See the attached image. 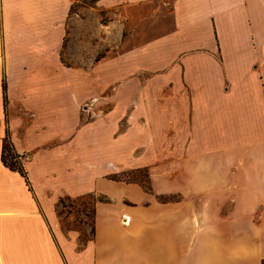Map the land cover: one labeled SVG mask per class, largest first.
I'll return each mask as SVG.
<instances>
[{
	"label": "crops",
	"instance_id": "crops-1",
	"mask_svg": "<svg viewBox=\"0 0 264 264\" xmlns=\"http://www.w3.org/2000/svg\"><path fill=\"white\" fill-rule=\"evenodd\" d=\"M80 1L0 0V264H263L264 0H97L74 17ZM56 69L108 113L58 119L36 79ZM144 169L151 191L109 177ZM90 193L106 201L80 246L56 204Z\"/></svg>",
	"mask_w": 264,
	"mask_h": 264
},
{
	"label": "rangeland",
	"instance_id": "rangeland-1",
	"mask_svg": "<svg viewBox=\"0 0 264 264\" xmlns=\"http://www.w3.org/2000/svg\"><path fill=\"white\" fill-rule=\"evenodd\" d=\"M88 3L91 0H86ZM59 7V6H58ZM86 6H82V2L74 3L71 11V15L81 16V10ZM95 7V5L87 6ZM102 20L101 24L108 23L110 21L106 13H101ZM169 21V20H167ZM166 21V22H167ZM147 25L148 29L154 27L153 23ZM102 25H99L98 28H102ZM96 29V28H95ZM68 30V27H67ZM96 33V31H95ZM68 37H66L67 39ZM69 40V39H68ZM66 42V41H65ZM67 41L65 47L61 51L62 61L64 65H70L68 61V52H67ZM106 56V53L103 54ZM43 73H40L37 76L38 84L37 90L40 94H54L57 98V104L62 108V106L68 109V115H63L64 118H59L64 122V119L67 121V125H78L84 127L85 125H93L94 122H97L99 119H102L104 115L108 112L107 105L103 101L97 102L96 100L83 101L85 94L86 85H83L81 76L75 72H70L66 69H56L51 70V78L48 75L43 76ZM41 77V78H40ZM118 83V82H117ZM114 85L109 84L105 86L106 93L105 97L111 95ZM119 88V85L117 86ZM120 86L119 89H121ZM72 102V103H71ZM49 103L48 101H41L40 105ZM71 103V104H70ZM77 105L78 111H77ZM63 109V108H62ZM71 109V111H70ZM17 160L23 162L26 160L22 155L16 153ZM21 158V159H20ZM116 175V178L122 182H136L142 186H148L149 184V172L148 170H138V171H128L122 172L120 174H112L109 177L112 178ZM101 196L90 193L80 198H71V197H62L56 204V219L59 224V230L64 235H67L68 232H76L79 236L80 246L84 244V240L92 239L91 229L94 224V206L95 202L100 199Z\"/></svg>",
	"mask_w": 264,
	"mask_h": 264
},
{
	"label": "trees",
	"instance_id": "trees-1",
	"mask_svg": "<svg viewBox=\"0 0 264 264\" xmlns=\"http://www.w3.org/2000/svg\"><path fill=\"white\" fill-rule=\"evenodd\" d=\"M96 2H97V0H91L89 3L86 0H83L82 1V6H86L87 7V6L95 5ZM17 157L18 156L16 155V152L14 150L13 144L11 143L9 138H6L4 140L3 151H2V160H3L4 164L7 167H9L11 170L17 171V172H19L20 174H22L23 176H25L27 178V174H26V171L24 169V166H23L22 162L17 160ZM148 178H149V176H148ZM111 179L115 180V181H120V180H118L116 178V175L114 177H112ZM144 189L146 191H151L150 183L148 184V186H145ZM161 199L164 200V198H161ZM105 201H106V199L104 197H100V199L95 202V206H96V204L98 202H105ZM95 206H94V217H95ZM94 224H95V219H94ZM94 224H93L92 229H91L92 239L84 240V244H86L89 241L94 239V235H95V226H94ZM263 264H264V262H263Z\"/></svg>",
	"mask_w": 264,
	"mask_h": 264
},
{
	"label": "built area",
	"instance_id": "built-area-1",
	"mask_svg": "<svg viewBox=\"0 0 264 264\" xmlns=\"http://www.w3.org/2000/svg\"><path fill=\"white\" fill-rule=\"evenodd\" d=\"M21 159V158H20ZM124 222H123V224H129V220L126 218V217H124Z\"/></svg>",
	"mask_w": 264,
	"mask_h": 264
}]
</instances>
